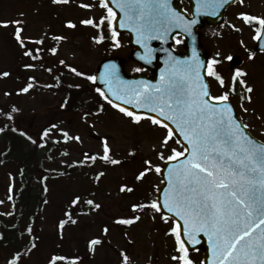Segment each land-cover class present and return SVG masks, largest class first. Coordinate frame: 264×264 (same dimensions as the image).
Wrapping results in <instances>:
<instances>
[{
  "label": "rangeland",
  "instance_id": "374dc122",
  "mask_svg": "<svg viewBox=\"0 0 264 264\" xmlns=\"http://www.w3.org/2000/svg\"><path fill=\"white\" fill-rule=\"evenodd\" d=\"M82 4L91 7H81ZM241 13L264 18V0H236L225 11L219 27L203 25L199 29L200 42L209 60H221L216 69L226 82L231 80L236 70L245 73L238 80L246 81L253 88L252 99L250 103L243 102L247 112L243 111L239 101L234 102L236 115L243 124L249 125L247 129L251 133L263 141L264 56L256 54L252 57L260 25L245 23L240 19ZM104 16L105 8L99 6L98 0H69L68 3L0 0V22L22 21L20 25L0 26V74L9 73L8 76L0 75V108L10 114L15 108L12 124L28 134L31 141L42 143L39 149L45 152L40 168L42 175L35 177L40 180L45 176L42 182L45 188L43 202L40 200L41 208L28 233L22 229L21 245H16L19 252L26 248L22 254L18 253L19 260L16 250L14 253L0 251V264L14 258L16 264H48L51 257H60L58 254L63 256L58 264H67L71 259L77 260V264H178L172 259L180 256L174 233L170 232L175 227L173 221L161 219V215L151 208L132 211L133 205H147L155 200L161 183L159 173L153 168L144 178L137 179V176L145 169L146 160L160 168L165 163L157 153L164 151L165 155L169 154L167 149L160 147L166 131L147 119L141 118L140 123L135 124L132 118L119 111L107 110L106 103L97 96L95 86L90 83V86H85L88 91L80 98L92 100L98 113L88 114L72 107L63 109L68 96L62 92L59 80L51 72L55 64H70L85 74L79 76L81 81L77 82L85 85L88 81L86 76H94L103 59L117 56L125 59L124 70L128 75L145 74L140 66L127 60L130 49L126 45V35L118 37L119 46H101L95 42V28L81 23L88 19L98 21ZM69 22L75 27H69ZM17 27L22 28L20 36L23 42L34 48L44 47L41 57L35 58L39 54L35 52V55L23 59V49L18 46L21 42L15 35ZM175 49L181 50L180 39L176 40ZM231 55L242 60L234 70L225 59ZM43 64L51 66V71L44 72ZM53 72H60V69ZM71 80L74 79H65L66 82ZM208 82L212 96H216L218 83L211 78ZM25 84L32 85L26 94L20 92ZM95 95L97 103L93 99ZM62 130L70 136L79 135L80 141L65 142ZM45 131L47 135H44ZM105 140L110 148L109 155L120 163L111 164L100 159ZM169 147L183 151L174 138L169 141ZM0 152H4L3 146ZM85 154L88 157L94 155L97 159L92 161ZM67 167L74 170V174H62ZM13 170L8 163H0V213L15 212V206L10 204L9 196L6 197L17 189L16 185L11 190L7 189L8 179L14 176ZM125 186L133 190L121 191ZM75 198L79 200L72 205ZM88 200L100 207L92 208L87 205ZM133 216L140 218L130 225L117 222ZM61 222H64L63 227ZM93 239L100 243L89 246L87 243ZM70 254L71 258L68 257ZM188 257L193 264H201L200 251L189 252Z\"/></svg>",
  "mask_w": 264,
  "mask_h": 264
},
{
  "label": "snow or ice",
  "instance_id": "6c2138e0",
  "mask_svg": "<svg viewBox=\"0 0 264 264\" xmlns=\"http://www.w3.org/2000/svg\"><path fill=\"white\" fill-rule=\"evenodd\" d=\"M53 2L68 3L69 0H53ZM203 2L205 6H220L227 0H203ZM117 4L124 12L126 19L133 21L134 27L141 35H143L142 29L146 18L153 17L154 13L165 20L179 19L174 12H171L168 0H117ZM99 6L106 8L107 12L114 16L112 9L108 7L107 0H100ZM81 7L89 8L91 5L82 4ZM169 12L171 17L168 15ZM105 19L102 17L99 22L88 19L81 23L101 28L105 24ZM240 19L249 24L258 23L261 29H264V18L241 13ZM21 23L20 20L4 21L0 22V26L7 27L9 24L20 25ZM68 26L75 27L71 22ZM187 28H189L188 25H186ZM21 31L22 28L17 27L15 35L23 46ZM117 35L113 28L111 38L114 46H119V41L115 40ZM55 39L62 38L55 37ZM94 39L100 43L105 36L98 35ZM52 51L54 52L55 49ZM24 54L32 55L29 51ZM225 59L231 61L233 57L227 56ZM219 63L221 60L214 58L204 64L194 57V63L185 64L182 70L178 71L173 66V70L168 75L162 74L161 82L156 86L140 81L133 82L131 86L126 85L122 90L112 89L114 65L111 68L105 65L106 71L100 78L113 91L116 99L123 101V104L132 105L134 108H147L148 111L163 117L158 119L147 116L146 119L153 125L166 130L160 141V147L167 149L169 154L165 155L164 151H158L159 159L165 163L179 160L175 167L169 168L170 178L168 189L164 193L163 207L183 220V233L188 238L187 243L192 244L200 233H204L208 236L214 255L219 258V264H264V144L257 142L245 131L249 125L243 124L234 116V109L229 100L230 94L236 90L237 83L243 86L247 93H252L253 88L248 86L246 81L238 80V77L245 75L239 70H236L231 80L226 82L215 67ZM201 69H203V76ZM70 70L77 76L85 75L75 68ZM136 71L139 72L140 69L137 68ZM0 75L8 76L9 73L4 72ZM205 77L215 80L224 89L222 94L212 96L210 83ZM86 79L95 83L97 77L88 75ZM31 87L32 85L28 84L22 91L27 92ZM96 91L108 104L132 118V123H140L141 116L114 103L101 89L97 88ZM241 98L249 103L252 99L250 95ZM241 108L244 112L248 111L243 104ZM13 111L16 109L13 108ZM9 119H11L10 116ZM168 121L175 125V129L169 127ZM176 131L186 142L183 151L169 147V141ZM47 134L45 131L44 135ZM62 135L65 142L80 141L79 135L70 136L63 130ZM109 153L110 148L105 140L103 155L100 159L111 164L120 163ZM85 156L92 161L97 159L94 155L88 157L85 154ZM181 157H183L182 160L179 159ZM145 165V169L138 174L137 179L144 178L153 168L157 173L162 171L158 165L153 166L151 161L146 160ZM132 190L126 186L121 188V191L131 192ZM87 203L96 208L100 207L92 200H88ZM144 208L161 212V204L156 200L147 205H133L132 211L135 213L138 209ZM139 218V216H133L131 219H121L117 222L130 225ZM161 219L167 221L168 217L162 213ZM63 223L61 222V227ZM104 231L107 232L108 229L105 228ZM172 231L179 245L177 251L184 253L172 259L177 260L178 264H193L187 255L185 241L181 239L179 225ZM99 243L98 239L90 241L91 245ZM12 264H16V261L14 260Z\"/></svg>",
  "mask_w": 264,
  "mask_h": 264
},
{
  "label": "water",
  "instance_id": "95a60500",
  "mask_svg": "<svg viewBox=\"0 0 264 264\" xmlns=\"http://www.w3.org/2000/svg\"><path fill=\"white\" fill-rule=\"evenodd\" d=\"M190 4L191 16H187L180 7V0H168L169 8L171 12H174L179 19L171 18L165 20L153 14V17L146 18L144 27L142 29L143 35L138 33L134 23L131 20L126 19L124 12L118 7L117 0H107L108 7H110L116 14L113 26L118 33H127L129 35L128 45L132 47V51L129 55V59L136 61L143 65L149 72L153 74V77L147 78L146 81L153 82L154 85H158L161 82V76L166 75L169 72V66H175L179 71L182 70L185 64H193L194 57L198 58L202 63L206 64L207 55L205 50L199 44L198 32L195 28H201L206 21L210 26H220L223 22V12L225 8L232 4L235 0H227L220 6H205L203 0H187ZM169 12V17H171ZM180 13V14H178ZM195 21V23H191ZM122 24L126 26H121ZM186 25L189 28L186 29ZM264 32V29L262 30ZM175 33H179L184 37V52L175 53L172 46V37ZM256 51H264V34H261L260 39L255 45ZM144 57V59H141ZM150 60V62H148ZM179 63H176V62ZM242 62L238 56H233V59L229 61L231 69H235ZM105 65L111 68L115 66V75L112 81V89L122 90L126 85L131 86L133 82H139L140 77H127L123 72L124 60L119 58H110L102 61L96 72L97 80L95 85L101 89L109 99H112L114 103L120 104L122 107L128 108L130 111L136 114H146L158 119H163L155 112L148 111L147 108H134L132 105L123 104L122 100L116 99L115 94L109 89L108 85L101 80V75L105 73ZM201 75L203 76V69H201ZM124 82V83H122ZM169 127L175 129V125L170 121L167 122ZM177 140L186 146L184 138L178 131L174 133ZM187 155V153L185 154ZM180 160L183 157L179 158ZM179 163V160L169 161L165 164L164 168L160 172L163 183L157 193V201L161 204V212L164 215L172 217L177 225H179V231L181 239L185 241V247L188 251H194L197 249L203 250V263L202 264H219V258L214 255L208 236L204 233H200L198 238L192 244H188V238L183 233L184 222L179 216H175L163 207L164 193L168 189L169 181V168L175 167Z\"/></svg>",
  "mask_w": 264,
  "mask_h": 264
},
{
  "label": "trees",
  "instance_id": "16d2710c",
  "mask_svg": "<svg viewBox=\"0 0 264 264\" xmlns=\"http://www.w3.org/2000/svg\"><path fill=\"white\" fill-rule=\"evenodd\" d=\"M105 18V24L101 28H96L95 30V37L98 35L105 36V39L99 43L101 46L106 45L105 43L110 44L109 34L111 33V15L108 13ZM100 19L97 22H99ZM41 66L42 68H45L47 72L51 71V66H47L46 64ZM54 66V69H60V72H56L59 76H55L57 80H59L62 92L68 96L66 102L63 104V108L72 107L81 109L85 112H88L89 109V111L95 110L96 107L92 100H84L80 98L86 90L88 91V88L85 86H90L91 81L88 80L87 84L79 85L77 82L81 81V79L79 76L75 75L67 65L62 64V66H59L55 64ZM54 69H52V73ZM76 70L80 72L78 69ZM60 73L62 74L60 75ZM70 78L74 79L71 81H74L75 83L65 81V79ZM77 85H79V87H76ZM93 99L96 103L98 102V97H96V95ZM76 104L79 105L76 106ZM1 146L4 147V153L0 155V163L7 162L11 164L14 167L15 172L18 174L17 184H19V188L17 189L18 191L15 192L11 201L16 203L17 210L15 211L16 220L14 223L15 225H19V221L22 218L37 217L39 208H41L40 200L43 199L42 193L44 189L42 181L39 179L36 180L35 177H40L42 175L43 171L40 168L41 163L43 162L44 153L39 150L38 144L25 141L13 126L11 119H9V114H6V112L0 108V147ZM65 172L71 174L74 171L70 169ZM21 222L26 224L27 219ZM71 256L72 255L70 254L68 257L71 258ZM67 264H77V262L75 259H71Z\"/></svg>",
  "mask_w": 264,
  "mask_h": 264
}]
</instances>
